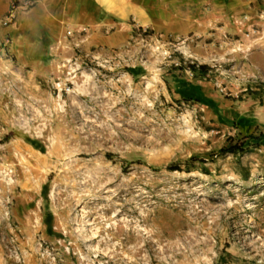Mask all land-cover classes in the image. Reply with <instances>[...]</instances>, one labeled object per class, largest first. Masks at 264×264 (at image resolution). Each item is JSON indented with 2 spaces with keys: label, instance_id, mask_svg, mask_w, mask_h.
Instances as JSON below:
<instances>
[{
  "label": "rangeland",
  "instance_id": "rangeland-1",
  "mask_svg": "<svg viewBox=\"0 0 264 264\" xmlns=\"http://www.w3.org/2000/svg\"><path fill=\"white\" fill-rule=\"evenodd\" d=\"M119 2L109 46L0 10V264H264V146L216 155L264 131V0Z\"/></svg>",
  "mask_w": 264,
  "mask_h": 264
},
{
  "label": "crops",
  "instance_id": "crops-1",
  "mask_svg": "<svg viewBox=\"0 0 264 264\" xmlns=\"http://www.w3.org/2000/svg\"><path fill=\"white\" fill-rule=\"evenodd\" d=\"M29 0H0V10L3 13L8 14L7 22L12 20V9L14 8L15 2L18 5L15 11V22L11 24V27H18V30L25 29L32 21L37 23L41 21V15L48 11V5L53 7L54 5L64 1L65 5L63 11L66 10L69 19L73 22L74 26L88 25L91 28L96 29L98 33L95 34L94 42L100 46L114 45L119 41H123L125 38L130 36V30L125 28L121 21L122 15H124V8L119 5V1L122 0H103V7L101 12L104 13L103 17L98 12L96 0H55V2H45L38 6L35 10L29 9L30 12H24L27 10V2ZM13 2V3H12ZM133 8V7H132ZM52 10V9H51ZM58 10V9H57ZM61 10V9H60ZM33 11V12H32ZM62 11V10H61ZM144 11V7L142 8ZM146 18L140 13L138 16L141 18L140 25H149L154 20V8L148 6L145 9ZM201 18V17H200ZM199 16H189L184 18V23L177 30V34L186 35L193 32L203 30L205 23L200 20ZM113 30V36H106L104 32Z\"/></svg>",
  "mask_w": 264,
  "mask_h": 264
},
{
  "label": "trees",
  "instance_id": "trees-1",
  "mask_svg": "<svg viewBox=\"0 0 264 264\" xmlns=\"http://www.w3.org/2000/svg\"><path fill=\"white\" fill-rule=\"evenodd\" d=\"M191 71L193 73H196L197 75L206 76L209 71V67L206 65L197 66V64H192L190 67ZM206 100L205 102H207ZM209 103V102H207ZM11 136H7L4 140V142L10 141ZM259 148L261 146H264V131L261 132L259 136H249L247 140L242 141L240 144H231L228 147L223 148L218 154H216L218 157L228 155V154H238L240 152H244L251 147ZM191 161H201L204 162L205 160L202 158L194 157ZM172 171H176L174 168H169Z\"/></svg>",
  "mask_w": 264,
  "mask_h": 264
},
{
  "label": "built area",
  "instance_id": "built-area-1",
  "mask_svg": "<svg viewBox=\"0 0 264 264\" xmlns=\"http://www.w3.org/2000/svg\"><path fill=\"white\" fill-rule=\"evenodd\" d=\"M36 4H37V0H30V1H28L27 2V5H26L27 6V9L33 8ZM16 9H17V7H14L13 8V10H12V17H10V18H12V20L10 22H7L6 25H11V24H13L15 22L16 17H15L14 14H15Z\"/></svg>",
  "mask_w": 264,
  "mask_h": 264
},
{
  "label": "bare ground",
  "instance_id": "bare-ground-1",
  "mask_svg": "<svg viewBox=\"0 0 264 264\" xmlns=\"http://www.w3.org/2000/svg\"><path fill=\"white\" fill-rule=\"evenodd\" d=\"M13 28H15V27H13Z\"/></svg>",
  "mask_w": 264,
  "mask_h": 264
}]
</instances>
